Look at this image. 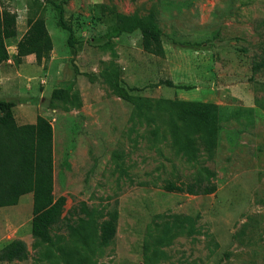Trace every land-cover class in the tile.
<instances>
[{"label": "rangeland", "instance_id": "rangeland-1", "mask_svg": "<svg viewBox=\"0 0 264 264\" xmlns=\"http://www.w3.org/2000/svg\"><path fill=\"white\" fill-rule=\"evenodd\" d=\"M2 10L17 17L10 56L28 15L51 37L49 58L27 59L11 100L17 118L26 109L51 123L53 194L66 201L53 245L32 236L26 198L0 208V249L21 240L29 252L0 264H264V112L253 105L264 98V0H0ZM118 14L152 15L164 55L144 52L139 31L118 34ZM112 72L153 103L217 105L215 149L190 132L178 151L165 108L139 113L115 95ZM168 181L216 190L167 192ZM114 210L116 234L101 245Z\"/></svg>", "mask_w": 264, "mask_h": 264}, {"label": "trees", "instance_id": "trees-1", "mask_svg": "<svg viewBox=\"0 0 264 264\" xmlns=\"http://www.w3.org/2000/svg\"><path fill=\"white\" fill-rule=\"evenodd\" d=\"M16 18L15 13L0 11V64L9 58L7 41L17 36ZM116 22L118 34L140 32L144 52L164 55L163 33L152 15L140 18L118 14ZM58 23L60 27L70 30L63 18L60 17ZM26 26L25 33L15 45L14 61L20 63L23 57L34 55L36 63L41 65L47 61L53 48L45 20L40 14L28 15ZM110 78L115 95L133 105L139 113L145 114L153 107L165 108L163 112L169 114L178 151L190 148L193 141L190 132L199 134L198 141L210 152L215 149L219 129L217 105L167 99L153 103L149 99L131 96L117 72L110 73ZM162 84L189 89L188 86H175L170 81ZM253 105L264 112V98H254ZM14 106L13 102L0 99V208L15 206L21 196L31 193V234L34 239L53 245L51 230L63 219L61 214L66 201L64 196L55 198L53 194V128L47 119L39 115L33 124H17L13 115ZM163 189L188 195H208L216 190V185L209 183L201 186L197 181L187 184L168 181ZM118 217V212L114 210L101 225L98 238L101 245L108 244L115 236ZM28 254L23 241L12 240L0 249V262L24 261Z\"/></svg>", "mask_w": 264, "mask_h": 264}, {"label": "crops", "instance_id": "crops-1", "mask_svg": "<svg viewBox=\"0 0 264 264\" xmlns=\"http://www.w3.org/2000/svg\"><path fill=\"white\" fill-rule=\"evenodd\" d=\"M16 52H13V55H15ZM32 57H34V55H28L22 58L20 63H16L14 61V56H10L9 54V58L7 61L3 62L0 64V96H2L3 99L1 100H5V101H11L15 104L14 108H16V103L14 101L11 100V98H18L20 96H22L21 92L16 90L17 86L21 84L22 80H21V72L20 70L22 68H24V65L26 64L27 59H33ZM26 103L28 105L31 106V103L26 101ZM24 103H22L21 101L19 102V105L23 106ZM26 110V109H25ZM25 110H20L18 111V118L15 115V112L13 111L14 117L16 122L19 125H23V124H33L35 123L36 117H31L29 120H27L24 112ZM258 109H256L254 107V111H256ZM27 111V110H26ZM27 199V204L30 205L32 203V194L28 193L26 195H23L20 197L19 202L22 199ZM15 207V206H12Z\"/></svg>", "mask_w": 264, "mask_h": 264}]
</instances>
